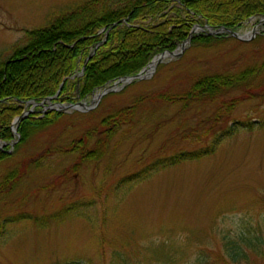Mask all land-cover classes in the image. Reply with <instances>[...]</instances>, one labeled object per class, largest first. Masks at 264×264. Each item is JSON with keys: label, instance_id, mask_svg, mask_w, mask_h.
Wrapping results in <instances>:
<instances>
[{"label": "rangeland", "instance_id": "1", "mask_svg": "<svg viewBox=\"0 0 264 264\" xmlns=\"http://www.w3.org/2000/svg\"><path fill=\"white\" fill-rule=\"evenodd\" d=\"M85 1L0 0V55L10 57L14 47L23 44L25 30L47 26ZM204 31L214 35L207 28L193 34ZM240 34L245 40L235 38L209 48L181 43L174 50L177 54L167 56L148 78L109 93L95 108L58 110L65 113L62 120L21 146L13 161L0 164V182L23 158L48 147L64 148L82 132L96 128L108 112L132 105L140 97L180 95L198 76L235 72L262 62L264 39L258 37L264 34V18L247 21ZM240 98L235 111L214 128L209 121L218 103H202L184 116L179 105L144 103L133 127L115 135L102 160L73 171L77 156L57 153L42 167L29 169L11 193L0 197V264H105L100 241L103 223H107L106 250L114 244L142 264H166L162 258L154 259L161 246L176 245L183 251L187 244L192 251L199 247L216 252L226 242L224 235L236 237L249 222L257 227L264 221V129L227 137L213 154L155 173L135 184L121 200L114 191L119 180L156 159L209 146L233 120L264 119V96ZM92 99L86 102L95 106ZM96 110L97 116L90 115ZM77 202L84 218L71 216L72 211L59 220L50 219ZM250 263L264 264V257H251Z\"/></svg>", "mask_w": 264, "mask_h": 264}, {"label": "trees", "instance_id": "2", "mask_svg": "<svg viewBox=\"0 0 264 264\" xmlns=\"http://www.w3.org/2000/svg\"><path fill=\"white\" fill-rule=\"evenodd\" d=\"M254 17L264 18V0H86L70 12L57 15L47 26L25 30L23 44L16 45L6 59L0 55V143L5 144L0 148V164L13 161L21 146L65 117L61 111L40 105L55 97L59 90L58 98L52 103L87 101L109 84L138 75L156 56L174 51L188 40L197 25L240 32L243 24ZM120 20L125 21L115 26ZM258 38L264 39V34ZM234 39L227 33L214 36L204 31L192 35L191 46L209 48ZM237 92L242 95L235 96ZM257 96H264V59L239 71L198 76L188 91L180 95L140 97L132 105L108 112L96 128L82 132L64 148L48 147L15 163L0 182V197L11 193L29 169L42 167L53 154L76 155L73 171L90 161L102 160L115 135L124 127H133L144 103L179 105L183 116L202 103H218L209 121L213 123L210 128H214L235 111L241 103L240 97ZM97 112H90V115L97 116ZM17 118L21 119L15 134ZM231 122L222 135H214L209 146L156 159L142 170L122 178L114 186L115 196L121 200L135 184L155 173L213 154L227 137L243 130L264 129V119ZM182 137V140L190 139ZM197 140L201 142V138L193 141ZM81 205L74 203L50 219L59 220L72 211L71 216L84 218ZM105 224L100 227L105 264H142L132 261L125 251L115 248L111 242V249L106 250ZM244 228L236 237L224 235L222 240L226 242L216 252L199 247L192 251L187 249L190 247L187 244L183 251L176 245L161 246V253L154 252L157 256L154 259L162 258L166 264H251V257H264V221L260 220L257 227L246 223ZM153 264L164 263L156 261Z\"/></svg>", "mask_w": 264, "mask_h": 264}, {"label": "water", "instance_id": "3", "mask_svg": "<svg viewBox=\"0 0 264 264\" xmlns=\"http://www.w3.org/2000/svg\"><path fill=\"white\" fill-rule=\"evenodd\" d=\"M124 21L125 20H120L119 22L115 23L114 25L116 26L118 24L123 23ZM199 28H200V26H197L193 32H196V30ZM223 32H227L229 35H231V36H233L239 40H245L239 32H234L230 29H225V28L217 29V30L213 31L212 34L216 35V34L223 33ZM191 35H190V37H191ZM189 42H190V38L185 43H183L182 46L184 47L185 44H187ZM177 51L165 52V53H162V54L156 56L152 60V62L146 68H144L138 75H136L134 77L121 78L120 80L115 82L113 85H110L109 87L104 88L102 91L93 94V103H95V106L87 105L85 102H79L76 104H60V103H57V104L51 105V108L56 107L57 110H68V109H70V110H77V111L91 110V109L95 108L101 102L102 98L105 95L112 93V92H117L119 90H122L127 84H130V83L134 82L135 80H141V79L148 78L149 75L152 74L156 70L157 66L164 62V59L167 56L176 55ZM60 92H61V90H59L57 92L55 97L50 98L48 100L50 101V100L57 99ZM27 115H28V113L24 114L23 116H27ZM20 119L21 118H17L16 121L14 122V125H16L20 121ZM14 132L15 133L17 132L16 128H14Z\"/></svg>", "mask_w": 264, "mask_h": 264}]
</instances>
